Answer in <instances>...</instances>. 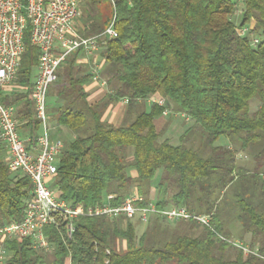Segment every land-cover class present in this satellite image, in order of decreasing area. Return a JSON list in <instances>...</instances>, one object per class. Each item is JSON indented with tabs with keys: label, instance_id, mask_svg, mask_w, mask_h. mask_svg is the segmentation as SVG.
Returning a JSON list of instances; mask_svg holds the SVG:
<instances>
[{
	"label": "trees",
	"instance_id": "obj_1",
	"mask_svg": "<svg viewBox=\"0 0 264 264\" xmlns=\"http://www.w3.org/2000/svg\"><path fill=\"white\" fill-rule=\"evenodd\" d=\"M237 9L236 0H115L110 18L100 23L90 17L79 28L82 36H94L115 18L118 36L108 38L99 50L110 86L103 100L89 102L95 63L83 49L65 59L49 88V122L70 133L60 137L65 146L50 182L60 198L72 205L95 206L114 193L115 205L136 192L147 203L151 200L145 197L143 184L150 183L147 190L154 186L160 194L165 190L172 194L155 201L159 207L179 205L209 214L213 227L223 234L219 198L211 200L210 183L220 181L222 194L237 177L256 180L258 171L237 164L238 153L244 151L263 167V176L258 180L262 190L258 202L239 198L240 236L251 233L250 248L264 256V0H242L240 23L233 19ZM242 27L250 29L247 35L239 34ZM39 63L40 49L31 41L28 24L13 81V86L25 90L6 91L2 101L15 106L29 149L42 132L32 96ZM158 95L166 99L165 105L145 104ZM254 98L260 105L252 112ZM122 100L127 102L125 121L117 125L104 119L107 106ZM166 109L190 120L176 142L156 129L155 119ZM193 132L200 133L203 145H198ZM222 137L229 141L216 145ZM232 141L240 148H233ZM132 187L137 189L132 192ZM32 196L28 176L10 171L0 157V225L22 219ZM159 221H149L154 230L160 229ZM188 222L204 232L175 233L156 244L147 232L138 239L132 220L81 216L75 219L71 239L65 225L46 227L54 245L52 260L47 261L29 239H13L7 242L6 264H68L69 260L71 264H264L263 257L246 254L205 225ZM118 240H124L126 247L120 248Z\"/></svg>",
	"mask_w": 264,
	"mask_h": 264
},
{
	"label": "built area",
	"instance_id": "obj_2",
	"mask_svg": "<svg viewBox=\"0 0 264 264\" xmlns=\"http://www.w3.org/2000/svg\"><path fill=\"white\" fill-rule=\"evenodd\" d=\"M79 1L0 0V141L8 150L10 171L25 174L33 184V196L27 203L23 218L0 225V264H6L10 257L8 240L29 239L35 249L50 253L54 245L46 234V227L65 225L67 236L71 239L76 231L75 219L81 216L129 220L138 218L142 223H148L152 218L195 221L215 231L223 241L243 249L246 254L261 256L257 248L251 249L239 240L217 232L211 224V215L190 211L185 206L172 205L162 208L153 201L145 203L143 196L136 192L115 205L112 204L117 200L114 193L108 194L102 204L72 205L60 198L56 190L50 187L65 142L61 138L51 136L48 114L49 88L58 78L60 65L72 52L83 49L87 55L94 56L108 38L118 36L115 18L102 33L90 37L82 36L77 29L81 12ZM111 2L115 4V0ZM28 24H31V41L40 49V63L32 96L37 116L41 120L42 132L32 149L28 148L27 141L19 130L15 106L6 105L2 101V95L13 86L24 52V34ZM249 30L248 27H242L238 32L240 35H247ZM253 42L256 44L258 39L254 38ZM93 74L95 81L106 85V81L100 76L97 60ZM149 101L160 106L166 103V99L159 95ZM169 113L171 112L168 109L164 111L165 115ZM68 264H71V260Z\"/></svg>",
	"mask_w": 264,
	"mask_h": 264
},
{
	"label": "rangeland",
	"instance_id": "obj_3",
	"mask_svg": "<svg viewBox=\"0 0 264 264\" xmlns=\"http://www.w3.org/2000/svg\"><path fill=\"white\" fill-rule=\"evenodd\" d=\"M238 9L235 12L233 19L236 23H240L241 21V15L240 10L242 8V1L236 0ZM79 8H80V17L77 20V29L84 27L85 23L90 21V17L99 21L100 23H103L106 19L110 18L113 15L114 12V4L111 2V0H80L79 1ZM255 37V36H254ZM253 37V38H254ZM257 39V38H256ZM38 73V71H37ZM36 75V72H35ZM51 87V86H50ZM260 105V101L257 98H254L251 102V111L254 112L258 109ZM171 116L175 117V127L178 130L177 134H174L172 136L173 141H177L179 137V131L183 128V124H185L186 119L185 117H182L178 112H171ZM185 116V115H184ZM173 123V122H172ZM189 127V126H188ZM184 130V129H183ZM167 130L165 129L163 131V137ZM168 132V131H167ZM166 132V133H167ZM181 135V134H180ZM192 136L196 139H199L198 145H203L200 139V133H192ZM64 138V137H63ZM228 138L222 137L219 139L216 143V145H223L226 142H228ZM2 145V144H0ZM230 145L233 148H240L239 143L237 141L230 142ZM3 148H6L5 144L3 143ZM0 157L4 158V154L2 151H0ZM237 164L238 166L244 167L248 169V171H258L259 177L256 180H252V182H246V179H239L238 177L235 178V180L224 190L222 194H220V191L223 189L222 183L219 181L218 184H216L214 181H211L209 191L210 198L213 200V198H219V204L220 207V220L219 223L222 226L221 232L225 235L230 234L231 237L239 240L243 244L250 247L251 241H252V235L251 233H246L243 238L240 236L241 234V222H240V205H239V198L240 197H248L251 201L258 202L259 199L262 196V190L261 185L258 183V180H262V172L263 167H257V164H255V160L251 157V155L247 152L241 151L238 153L237 158ZM238 169V173H241ZM261 175V176H260ZM150 183H144L143 187L145 188V197L147 199H150L151 201H157V196L151 191L147 190V186ZM137 188L132 187V192H134ZM164 194H161L162 197L169 198L171 197V193H168V191H164ZM201 195V193H200ZM159 223L156 225L159 226L160 229L154 230V223L149 222L142 223L138 218L132 219V221L135 223L137 228V238L139 239L145 232H147L148 237H150V241L156 244L163 243L166 238L170 239L173 237V235L176 234H189V235H200L204 232V228L201 226H195L194 224H190V222L187 223L186 220H177V221H169L166 219H161ZM192 227V228H191ZM117 244L120 248L126 247V242L124 240H118ZM230 251H235L234 249H230ZM46 260L50 261L53 259V255L48 252H43ZM232 254V252H229ZM167 264H179L177 261H170Z\"/></svg>",
	"mask_w": 264,
	"mask_h": 264
},
{
	"label": "crops",
	"instance_id": "obj_4",
	"mask_svg": "<svg viewBox=\"0 0 264 264\" xmlns=\"http://www.w3.org/2000/svg\"><path fill=\"white\" fill-rule=\"evenodd\" d=\"M90 60H93L94 63L96 60L99 62L100 76L103 80L107 81V77H105L103 75L104 61L101 59L99 52L96 55L91 56ZM15 89L17 91L25 90L24 88H19L17 86H11L10 88H8L7 92H11ZM109 89H110V86L108 85V83H106V85L103 86L100 82L92 79L91 83L88 86L89 102L91 104L100 102L101 100H103L107 96ZM150 103L151 102L149 100L145 102L146 105H150ZM178 114H180L182 117H185V119H186V121H185L186 123L183 124V128L178 133L180 136V134H182L190 125V120L186 116H184V114H182V113H178ZM126 118H127V102H125L123 100L116 102V103H110L107 106L106 111L104 113V119H106L110 122H113L117 125L123 123ZM175 120H176L175 117L171 116L170 114H168V115L164 114V115L157 117L155 119V125H156L157 131L160 133H163V131L166 129L168 132L167 131H166L167 133L165 132L164 137L172 139V136L174 134H177V132H178V130L175 127V123H174ZM50 127H51V129H50L51 134L54 138H60V137L63 138L66 136H68V137L70 136L69 131L65 127L56 126L54 123H53V125L51 123ZM178 139H179V137H178ZM0 144H2V143H0ZM3 147H4L3 145H0V151L3 152L4 158L8 162V157H9L8 150H7V148H3ZM133 174H136V173L133 172ZM151 191L157 196V198H158L157 200L162 198L159 190L156 187L153 186L151 188Z\"/></svg>",
	"mask_w": 264,
	"mask_h": 264
}]
</instances>
